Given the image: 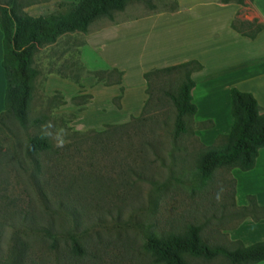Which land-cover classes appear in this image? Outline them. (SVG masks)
<instances>
[{"label":"rangeland","instance_id":"1","mask_svg":"<svg viewBox=\"0 0 264 264\" xmlns=\"http://www.w3.org/2000/svg\"><path fill=\"white\" fill-rule=\"evenodd\" d=\"M12 2L21 5L23 12L32 17L64 13L67 9L65 2L59 0H0V5ZM175 5L176 0L130 2L122 12L113 13L111 20L94 21L87 33L133 17L170 12ZM87 33L65 34L56 43L38 48L33 56L32 67L39 75L34 81L29 119L42 118L41 125L52 121L57 128L66 130L68 140L63 148H57L49 138L53 150L62 152L68 148L58 163L61 173L55 168V157L50 154L49 161L46 160L50 177L45 176V191L50 202L60 198L66 202L77 198L99 202L102 205L99 212L105 220L102 223L96 220L91 210L89 216L83 218L82 231L87 234L124 236L131 243L141 245L147 231L167 233L201 225L207 243L230 245L226 231L235 228L240 219L233 204L231 177L226 171H218L212 180L201 185L195 168L204 145L194 135V129L200 125L187 122L186 132L175 135L176 111L167 94H176L181 72L157 74L152 78L148 91L150 99L143 116L147 121L138 133L147 140L153 139L155 148L147 147L143 155L134 156L131 143L140 142L139 134L133 137L131 132L107 135L106 146L96 149V154L85 144L93 139L95 132L106 129V125L127 123L115 122L108 115V103L102 100L103 96L98 98L96 94L95 98L93 95V88L103 85L94 75L99 74L106 81L103 72L111 68L107 66V59L87 45ZM134 36L137 41L134 49L143 52L142 35ZM110 51L113 52L109 53L112 60L114 52L121 58L125 53V49ZM139 54L130 51L129 56L135 60ZM134 66L128 67L126 84L130 87L137 86L135 72L138 68ZM148 126H154L153 131H149ZM40 133L41 126L22 128L14 120L0 125V264L14 262V249L19 241L33 242L35 250L41 248L35 242V233L22 223L24 213L39 218L45 225H53L59 246L74 232L68 213L44 208L30 178L31 165L23 151L20 152V147ZM74 139L82 142L76 152L69 146ZM117 212H120L119 217ZM45 251L37 254L44 255L45 259H41L44 264H53L52 256L47 257ZM187 261L191 264H230L221 256L211 261L199 258H188Z\"/></svg>","mask_w":264,"mask_h":264},{"label":"trees","instance_id":"2","mask_svg":"<svg viewBox=\"0 0 264 264\" xmlns=\"http://www.w3.org/2000/svg\"><path fill=\"white\" fill-rule=\"evenodd\" d=\"M141 0H74L65 2L67 9L64 13L49 14L47 16L32 17L25 14L21 5L16 2L0 5V31L2 32L3 57L1 66L4 70L5 93L4 112L0 114V125L14 120L22 128H38L43 123L42 118L29 119V110L34 92V81L38 71L32 67L33 56L38 48L56 43L63 35L68 33L86 34L89 26L100 18L112 19L115 12H122L130 2ZM253 0H220L221 4L236 3L242 7L251 4ZM63 5V4H62ZM149 8L154 9L149 5ZM177 9V3L173 10ZM238 12L230 23L231 29L251 40L264 29V24L258 20L244 21L239 18ZM202 66L196 61H189L179 65L153 69L143 74L146 82L147 100L138 117H131L130 121L119 125H106V129L95 132L93 139L85 142L90 149L106 146V136L131 132L136 137L138 131L144 128L146 108L149 103V88L153 76L172 71L182 73L175 95L167 94L176 111L175 135L186 132V123L193 122L192 118L196 107L192 103L191 90L194 82L191 74L199 71ZM104 81L100 75H94L97 82L104 86L121 85L123 72L115 68L103 72ZM81 88V84L76 81ZM124 89L120 87V95L112 99L114 106L120 110V100ZM231 116L233 119L231 130L228 134L219 136L215 142L198 155L196 162V175L205 185L207 180H212L218 171L230 172L239 169L243 172L254 167L258 152L264 148V110L258 105L250 93L241 92L235 88L230 89ZM75 99V98H74ZM148 121L150 122L151 119ZM209 125V124H206ZM201 124L200 127H205ZM153 131L154 126H148ZM121 141L120 138H116ZM139 144L131 140V153L141 156L147 147H156L153 139L147 140L144 135H138ZM82 142L74 139L70 149L78 150ZM116 145V144H115ZM114 145V146H115ZM49 138L42 134L33 136L20 152L28 159L31 165L30 178L37 191L44 208L47 211L61 210L68 213L74 225V232L68 234V240L58 245L57 235L53 225H45L39 218L24 213L22 223L29 226L35 233V242L41 247L34 249L33 242L19 241L14 249V262L12 264H44L39 256L43 249L45 255L52 256L53 264H191L188 258H199L211 261L219 256L230 264H256L264 261V241L244 246L240 241L231 242L230 245L209 244L202 236L201 225H190L183 231H169L167 233L147 231L141 245L131 243L124 236L107 237L99 233L87 234L82 231L84 217H88L91 210L96 215V220L103 222L105 217L99 210L102 205L97 201H84L80 198L66 202L60 198L51 203L45 191V176L50 177L47 168L48 156L55 157V168L61 173L58 163L62 160L64 148L58 151L52 149ZM135 160V159H134ZM18 162L21 164L20 160ZM22 165V164H21ZM232 181V198H234L235 181ZM234 204V201H233ZM235 207V204H234ZM239 222L249 218L254 222L264 219V207L258 206L253 196L247 197V205L235 207ZM110 216V212H107ZM119 217L120 212H117ZM231 249H228L230 248ZM5 264V263H4ZM47 264H50L47 262Z\"/></svg>","mask_w":264,"mask_h":264},{"label":"crops","instance_id":"3","mask_svg":"<svg viewBox=\"0 0 264 264\" xmlns=\"http://www.w3.org/2000/svg\"><path fill=\"white\" fill-rule=\"evenodd\" d=\"M176 3L174 12L133 17L87 33V45L108 60L109 68L124 72L120 86L98 85L93 88V95L103 96L102 100L108 103V115L115 122H128L131 116L141 114L148 98L144 73L196 61L202 69L190 76L194 82L191 98L196 107L192 120L198 125H209L195 128L194 135L208 147L231 130L230 89L250 93L264 110V29L251 40L230 27L238 12L241 20H258L264 24V0H253L245 7L236 3L221 4L220 0H176ZM138 33L142 35L143 52L134 49L137 45L134 34ZM2 38L0 31V114L4 112L5 93ZM115 49H125L123 58L115 52V58H109V53L113 54L110 50ZM130 51L140 53L137 59L129 56ZM130 64L138 68L135 72L137 86L126 84ZM120 87L124 91L118 110L111 102L120 95ZM229 175L235 181V207L246 206L248 196H253L258 206L264 207V148L259 150L251 170L243 172L235 168ZM226 234L229 241H240L244 246L264 241V219L254 222L247 218ZM256 264H264V261Z\"/></svg>","mask_w":264,"mask_h":264},{"label":"clouds","instance_id":"4","mask_svg":"<svg viewBox=\"0 0 264 264\" xmlns=\"http://www.w3.org/2000/svg\"><path fill=\"white\" fill-rule=\"evenodd\" d=\"M54 129V131H52ZM41 134L45 138H50L54 141V146L63 148L67 143V132L64 128H57L52 121H47L41 125Z\"/></svg>","mask_w":264,"mask_h":264}]
</instances>
